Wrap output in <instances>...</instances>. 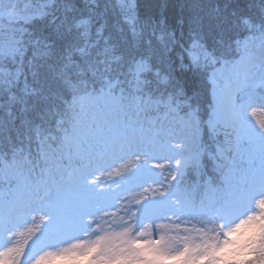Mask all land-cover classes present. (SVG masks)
Wrapping results in <instances>:
<instances>
[{
	"label": "snow or ice",
	"instance_id": "snow-or-ice-1",
	"mask_svg": "<svg viewBox=\"0 0 264 264\" xmlns=\"http://www.w3.org/2000/svg\"><path fill=\"white\" fill-rule=\"evenodd\" d=\"M257 108L264 0H0V264H264Z\"/></svg>",
	"mask_w": 264,
	"mask_h": 264
},
{
	"label": "trees",
	"instance_id": "trees-1",
	"mask_svg": "<svg viewBox=\"0 0 264 264\" xmlns=\"http://www.w3.org/2000/svg\"><path fill=\"white\" fill-rule=\"evenodd\" d=\"M186 3V4H195V3H207L208 0H172V3ZM175 11H179V9H175ZM187 11H192L191 8L187 9ZM160 162V161H158ZM151 163V162H150ZM162 163V162H161ZM88 164V161L85 160L83 161L80 165H77V167H83L86 166ZM135 165V160L133 157H127L125 159L122 160H118L116 161V163L113 164V166L109 169H103L102 172H96V178L100 181V188L104 189V190H108L111 189L113 192L115 191H119L121 185L120 184H113L111 183L113 180H119L120 176L126 175L127 172L129 170H131ZM108 174L111 175H118L117 178H113L110 181L106 180V176ZM89 179H93V177H89ZM5 185L0 184V201L3 200V196H4V191H5ZM158 187V185L155 184H144L143 187H131L128 189V191H124L121 192V196L124 198L120 203H124L125 205H127L128 203H135L136 200H141V197L144 196H150L151 192H145V189H151V188H156ZM141 202H143L141 200ZM111 212H117V209H111ZM119 216H123V211H119ZM126 219V217H125ZM111 223V221H109ZM159 223V222H158ZM165 223H170L169 221H165ZM36 224H39V218L37 217V221ZM33 227V224L31 223V228ZM182 229L186 228V229H193V228H201L203 227L202 225L198 224L196 221H191L187 224H182ZM116 231H119L120 229H115ZM173 235H175V230H173ZM181 235H185L187 233H185L184 231L180 232ZM193 235H195V233H191ZM154 236H145L144 239H149L152 238ZM94 238V237H93ZM52 252H57L56 249H53ZM57 255H53L52 258L56 257ZM90 258V257H88Z\"/></svg>",
	"mask_w": 264,
	"mask_h": 264
},
{
	"label": "rangeland",
	"instance_id": "rangeland-1",
	"mask_svg": "<svg viewBox=\"0 0 264 264\" xmlns=\"http://www.w3.org/2000/svg\"><path fill=\"white\" fill-rule=\"evenodd\" d=\"M249 116L250 119L253 121V123L256 124L257 127H259V125L261 123H264V109H259L257 108V110L255 111V113L252 112V110H249ZM108 180H110L112 178L111 175H107L106 177ZM31 228V223H29L28 225H26L24 228L18 229L17 230V241L23 243L25 240H27L28 243H31V240L28 238V233H27V229ZM21 233H23V235H21ZM237 237H233L230 236L229 239H234ZM152 239H158V235L152 237ZM221 239H223V237H221ZM59 247H65V245H61ZM25 250L26 247H25ZM53 249H45L44 251H51L52 252ZM57 250V249H56ZM0 251H3V249H0ZM23 259V257L21 258ZM88 259L90 258H81L80 259V264H88ZM25 264H33V260L29 259L25 262ZM44 264H72V261L69 257L66 256H61V255H57L56 257L52 258H48ZM171 264H175V261H172Z\"/></svg>",
	"mask_w": 264,
	"mask_h": 264
}]
</instances>
